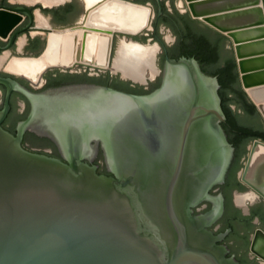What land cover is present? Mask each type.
<instances>
[{"label": "water", "instance_id": "95a60500", "mask_svg": "<svg viewBox=\"0 0 264 264\" xmlns=\"http://www.w3.org/2000/svg\"><path fill=\"white\" fill-rule=\"evenodd\" d=\"M178 3L193 20L228 38L240 86L264 121V103L258 105L247 91L257 88L264 99V0ZM124 9L144 11L145 24L131 29L102 17L106 10L117 15ZM36 13L27 6L0 8V38L10 37L6 49L32 27ZM152 16L148 5L103 0L89 9L82 25L49 30L39 56H14L5 70L36 83L49 69L76 64L120 72L137 82L110 64L113 34L136 36ZM25 17L28 25L15 31ZM52 38L59 54L69 47V62L50 63L37 77L10 67L45 55ZM90 38L91 57L97 50L102 62L88 57ZM0 85L6 88L0 109V264H239L222 244L229 230L215 234L210 229L223 205L194 213L203 201H213L209 191L223 181L234 153L222 127L226 116L218 79L205 74L195 58L167 57L159 87L143 95L91 83L35 93L1 76ZM13 91L30 104L16 134L2 126ZM26 131L51 139L60 157L26 149ZM257 144L264 147V141L253 140L240 180L252 198L264 201V153L253 169V182L247 179ZM100 151L109 175L98 172ZM258 238L264 243L261 228L252 235L249 252L264 264Z\"/></svg>", "mask_w": 264, "mask_h": 264}, {"label": "flooded vegetation", "instance_id": "af4514ba", "mask_svg": "<svg viewBox=\"0 0 264 264\" xmlns=\"http://www.w3.org/2000/svg\"><path fill=\"white\" fill-rule=\"evenodd\" d=\"M99 1L102 0H55V4H53L54 2L51 3L53 5H44L45 3L43 4L40 0L34 2H28L27 0H0V8L27 6L32 12H37L32 27L19 33L9 49H6V47L9 44L10 37L7 39L0 38V76L14 79L20 85L35 93L69 84L91 83V78L95 77L96 79H101L109 76L110 79H117L118 82H130L131 91L128 93L138 95L148 94L156 89L153 88V85H155L158 79L161 78L162 69L167 57L172 59L187 57L180 55L181 50L178 47L180 45L179 40L181 39L179 33L182 34V31L188 29L187 24L183 21L180 24L174 18H170L175 22V27L179 31L178 33L168 21L163 19L169 16H167L166 13H163V5H166L171 15H176L177 13L180 15H187L193 21L192 27H194V31L198 34L203 31L196 28L195 25L200 24L206 26L197 20H193L187 12H183L182 8L179 6L178 0H161V11L158 0H129L131 2L150 6L153 9V16L150 20L149 26L136 36L119 33L113 34L110 64H113L117 50L122 43L137 44L140 46H154L156 48L157 46L155 44H157L159 48H157L155 54L156 57L154 64L161 72L155 74L153 77L150 74L148 75L150 71H145V80L142 82H134L131 79L123 78L120 72L113 74L109 70L100 71L85 65L74 64L72 68L67 70H62L60 68L49 69L36 83H31L26 80L27 78L10 74L5 70L7 63L14 56H39L46 47L47 33L49 30H65L66 28L82 25L88 15L89 9L92 8L93 4L98 3ZM28 23L29 20L25 17L22 24L15 31L24 28ZM161 24L168 26L169 28L170 34L168 39L163 34V31L161 30L162 27L160 28ZM208 29L212 30L211 28ZM5 97L6 88L0 85V109L4 106ZM9 104L10 111L7 118L2 123V126L9 132H14L13 134H16L18 123L24 121L30 112V104L18 91H13L11 93ZM223 129L225 131L224 127ZM226 135L228 138L229 134L226 133ZM234 135L239 134L235 133ZM252 142L253 140L247 143V152L245 155H241L239 151L240 147L232 144L234 147L233 158L224 179L221 183L213 185L209 191L210 195L213 197V201H203L194 209L195 214H200L211 210L215 203L223 205L222 215L216 222H214L210 229L215 234L225 233L229 230L228 234L223 239L222 244L227 246L229 249V255H234L236 260L238 258L237 256L242 255H246L251 260L254 259L249 252L252 235L257 228L264 230V201L260 198L254 199L249 196L251 190L240 180V172L244 167L249 147ZM22 145L28 150L48 155L51 153V146L57 148L56 144L51 139L39 136L32 131H26L23 136ZM44 146L46 147L41 149V147ZM240 164H242V166L237 167ZM103 173L109 175L107 170ZM241 196L245 198L243 202L238 200ZM234 227L236 230H234Z\"/></svg>", "mask_w": 264, "mask_h": 264}, {"label": "trees", "instance_id": "16d2710c", "mask_svg": "<svg viewBox=\"0 0 264 264\" xmlns=\"http://www.w3.org/2000/svg\"><path fill=\"white\" fill-rule=\"evenodd\" d=\"M163 13H166L167 16L169 15V18L166 17L163 19L168 21L178 33L179 31L175 27V22L170 18H174L180 24L182 21L187 24L188 29L182 31V34L179 33L181 38L179 40L180 45L178 46L181 50L180 55L196 58L205 74L217 77L220 84L218 93L221 98L222 109L226 116L222 127L229 134L228 141L234 146L240 147L239 151L241 155H245L248 142L254 139L264 141V123L256 107L240 86L233 52L225 47V42L228 41V38L220 33H215V38L210 37L204 31L198 34L194 31V27H192L193 21L187 15H180L177 12L176 15H171L166 5H163ZM91 81L94 84L110 86L126 92L131 91L130 82H118L117 79H110L109 76L101 79L94 77L91 78ZM160 81L161 78L153 85V88L159 87ZM235 133L239 135H234ZM45 147H41V149ZM50 150V155L60 157L56 147L51 146ZM96 164L99 165V173L106 172L103 165L102 151L99 153ZM239 166L241 167L242 164L237 167ZM234 230H236L235 227ZM237 257L239 264H259L256 259L251 260L246 255Z\"/></svg>", "mask_w": 264, "mask_h": 264}, {"label": "bare ground", "instance_id": "6f19581e", "mask_svg": "<svg viewBox=\"0 0 264 264\" xmlns=\"http://www.w3.org/2000/svg\"><path fill=\"white\" fill-rule=\"evenodd\" d=\"M28 2H34L38 0H27ZM43 2L44 5L48 4H55V0H40ZM103 1V0H102ZM99 1L98 3H100ZM24 3V2H22ZM98 3L93 4L92 7L97 5ZM28 4V3H26ZM51 4V5H53ZM147 14H145L142 10H134V9H124L123 12L117 13V15L110 12V10H106L103 12L102 17H104L107 21V23L117 24L121 25L126 28L131 29H137L145 24V21L147 19ZM38 16V15H37ZM101 17V16H99ZM212 20L213 18L210 17ZM214 21V19L212 20ZM150 23V22H149ZM148 23V26H149ZM46 25V24H45ZM147 26V27H148ZM57 39L52 38L50 47L45 55L41 56L38 59L34 60H17L14 61L10 67L14 69L15 71H19L22 73H26L30 75L31 77H37V75L50 63H54L57 61L60 62H69L70 58L68 56L69 47L67 46L64 49H60V54L58 53L59 48L56 45ZM94 41L90 38V42L88 43V57H91V54L94 50ZM104 41H100L99 45H103ZM98 46V45H97ZM157 46V45H156ZM158 48V46H157ZM157 48L154 46H144V45H137V44H128V43H122L120 44L116 57L113 62V68L116 71H121L125 76L132 78L136 81H143L144 79V72L150 71V75L153 77L155 74H157V70L154 65L155 60V54L157 51ZM63 52L66 54L63 55ZM58 55L60 57L58 58ZM103 55L101 52H95V54L91 57V59L95 62L96 60L98 62H102ZM3 58V57H2ZM75 59V57H74ZM76 61V60H75ZM240 63L243 64V59H240ZM250 72L247 70H244L243 76H248ZM35 83V82H34ZM247 91L250 93L251 97L256 101L258 105L261 103L263 104L264 99L259 95V92L257 91V88L249 87L247 88ZM262 153H264V147L260 144H257L255 146V152L253 154V159L250 164V170L247 176V179L250 182H253V169L257 165L258 159L262 157ZM249 196H251L249 194ZM244 197H239V201L243 202ZM256 249L258 252H260L262 255H264V243H261V239H257L256 243Z\"/></svg>", "mask_w": 264, "mask_h": 264}, {"label": "rangeland", "instance_id": "374dc122", "mask_svg": "<svg viewBox=\"0 0 264 264\" xmlns=\"http://www.w3.org/2000/svg\"><path fill=\"white\" fill-rule=\"evenodd\" d=\"M161 27H162L161 30L163 31V34H164L165 37L168 39V38H169V34H170L168 26H164V25L161 24L160 28H161ZM195 27L198 28V29L201 30V31H204L205 33H208V35H209L210 37H212V38H215V37H216V34H215V33H218V32H216V31H214V30H209V29H208L209 27L207 28V26H202V25H200V24H196ZM225 47H226V49H228L229 51H232V52H233V50H232V46H231V43L229 42V40L225 42ZM233 55H234V53H233ZM149 74H150V73H148V75H149ZM261 119H262V118H261ZM262 122L264 123L263 119H262ZM40 146H41V145H40ZM39 148H40V147H39Z\"/></svg>", "mask_w": 264, "mask_h": 264}]
</instances>
